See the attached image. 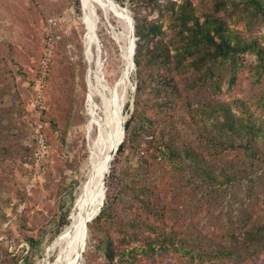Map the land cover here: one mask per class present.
Here are the masks:
<instances>
[{"label":"rangeland","instance_id":"374dc122","mask_svg":"<svg viewBox=\"0 0 264 264\" xmlns=\"http://www.w3.org/2000/svg\"><path fill=\"white\" fill-rule=\"evenodd\" d=\"M115 1L139 24L158 20L169 54H176L173 44L181 42L173 21L179 13L177 6L172 11L151 0ZM191 1L194 6L188 9L196 16L212 11L213 0ZM239 7L227 6L220 14L230 28L245 38L256 39L262 53H238L234 71L223 63L220 87L216 88L211 78L195 80L190 67L171 69L172 58L145 63L142 71L133 64L123 106L125 121L132 116L129 128L133 135L141 123L135 116L138 108L150 120L143 130L144 140L150 139L159 125L156 128L165 133L166 139L174 136L178 148L184 141L206 144L215 129L211 126L212 113L202 111L203 107L213 111L217 101H225L244 125L252 122L260 127L256 137L234 136L233 140L254 144L257 156L264 158V21L257 18L248 22L250 14L239 11ZM85 10L82 0H0V264L51 262L55 253L49 251L50 246L79 209L85 189L89 138L103 121L99 98L87 80L90 64L84 52ZM97 14L95 30L107 77L114 83L123 62L113 34L121 33L124 27L114 11L106 13L97 7ZM48 28L54 35L55 49L48 74L39 84L38 69ZM232 73L235 77L231 81ZM141 78L142 89L136 92ZM163 80L169 81L173 90H161ZM249 156L240 148L228 151L225 158L236 160L242 168L250 162ZM138 157L127 139L113 156L105 179V196L110 199L117 225H110L108 234L107 224L98 230L96 222L89 221L78 264H194L189 253L161 250L156 245L147 254L136 250L129 261L119 253L110 260L102 249L107 236L114 238L115 244L124 233L139 236L141 229L145 234L152 232L151 223L145 224V206L133 188L142 180L135 175ZM181 164L182 169L166 180L172 200L165 206V214H170L171 224L178 225H171L178 237H194L197 226L204 234L213 225L219 227V233L223 232L229 225L225 224V216L205 215L207 208H221L227 202L232 204L230 213H237L244 204V210L254 211L258 220H264V162L253 168V182L236 184L227 196L212 192L211 185L197 181L191 159H183ZM247 191L254 194L247 197ZM193 220L201 221L192 224ZM259 250L257 264H264V247ZM218 264L232 262L223 258Z\"/></svg>","mask_w":264,"mask_h":264},{"label":"trees","instance_id":"16d2710c","mask_svg":"<svg viewBox=\"0 0 264 264\" xmlns=\"http://www.w3.org/2000/svg\"><path fill=\"white\" fill-rule=\"evenodd\" d=\"M151 1L172 11L175 6L179 8V13L176 14L173 21L175 29H177L175 33L181 42L173 44L176 54L171 56L168 45L163 42L162 25L158 20H145L139 24L136 17L133 16L136 37L134 64L138 71H142L145 63L162 62L163 59L172 58L174 67L171 69L179 71V68L183 66L190 67L189 69L196 74L195 80L211 78L213 86L216 88L220 87L221 67L223 68V65L228 63V70L234 71L238 53L248 51H255L258 55L262 53L259 42L253 38H245L240 31L230 28L220 11L225 10L227 6L235 5L237 7L239 5V11L244 10L250 14L248 22L257 18L264 21L263 0H213L212 11L203 14L202 19L196 16L194 11L188 9V6L193 5L191 0L183 2L182 0L180 2L175 0ZM231 75L230 80L232 81L235 76L234 73ZM143 82L142 78L138 81L136 92L142 89ZM160 86L161 90L168 88L173 90L174 88L167 80H163ZM215 105L213 111L203 105L202 111L212 113L211 126L215 129L206 144L198 142L197 145H194L184 141L182 147L178 148L174 136L166 139L165 133L156 128L159 125L155 126L153 136L150 134L152 137L144 140L143 130L146 124L150 125V120L141 110L138 111V108L135 109V116L141 120V123L136 128L134 135L129 128L132 116L125 121V135H123L118 150L123 147V143L127 139L130 146L139 154V168L135 175L142 180L133 188L135 195L145 206V224L151 223L152 232L145 234V231L141 229L139 236L124 233L115 244V239L107 236L102 249L110 260H113L119 253L129 261L136 254V250L144 251L147 254L156 245L161 250L170 251L169 248H171L181 251L183 254L189 253L190 261L194 264H218L223 258H227L232 264H257L259 249L264 247V220H258L254 211L244 210V204H241L237 213H230L232 204L229 202L222 205L221 208L214 207L211 210L207 208L205 216L212 218L225 216L228 219L224 220L225 224L229 223V225L220 233L218 232L220 229L216 225L209 226L211 230L205 234L197 226L194 237L187 236V234L178 237L177 231L171 229L172 226L177 227L178 225L171 224L173 222L169 218L170 214H165V206L171 204L172 200L171 197H168L169 184L166 180L172 173L182 169L181 161L183 159L192 160L195 178L197 177L198 182H205L211 185L212 192L219 191L226 196L236 184H241L244 180L253 182V168L264 162V158L257 156L258 152L254 144L236 143L233 140L234 136L256 137L260 134V127L255 126L256 124L252 122L244 125L242 120L231 111L230 104L225 101H217ZM240 148L246 150L250 155V162H246L242 168L238 167L236 160L225 158L228 151ZM253 194V191L246 192L247 197ZM248 201L254 207L255 204L251 202V199L248 198ZM225 207L226 209H224ZM116 219L111 211L110 199L106 195L99 213L92 219L96 222L95 228L101 230L107 224L106 231L109 234L110 225H117ZM134 221L130 220V222ZM194 221L200 222L201 220H193L192 224ZM215 221L219 222V220ZM187 225L182 224L184 227Z\"/></svg>","mask_w":264,"mask_h":264},{"label":"bare ground","instance_id":"6f19581e","mask_svg":"<svg viewBox=\"0 0 264 264\" xmlns=\"http://www.w3.org/2000/svg\"><path fill=\"white\" fill-rule=\"evenodd\" d=\"M85 5L86 32L84 52L90 68L87 80L91 90L99 98L103 121L89 138L87 166L83 178L85 189L71 221L63 226L49 248L55 256L48 264H78L87 230V223L100 211L105 197V179L109 172L112 151L121 143L125 123L123 106L125 94L133 71L131 18L113 0H82ZM97 7L106 13L114 11L123 23V31L113 34L120 47L122 67L118 78L111 83L103 62L102 45L95 30ZM115 80V79H114ZM119 147V146H118ZM86 164V163H85ZM83 184V183H82Z\"/></svg>","mask_w":264,"mask_h":264},{"label":"built area","instance_id":"2783aa9c","mask_svg":"<svg viewBox=\"0 0 264 264\" xmlns=\"http://www.w3.org/2000/svg\"><path fill=\"white\" fill-rule=\"evenodd\" d=\"M52 21H53V19L50 18L49 19V25H51ZM54 49H55L54 35H53L52 31L50 30V28H48V31L46 32L45 44H44V47L42 50V57H41V61H40L39 69H38L39 77H38L37 83H39V84H40V82L45 80V78L48 74L49 68L52 64ZM39 135H38L39 142L43 145V138L41 135L40 136Z\"/></svg>","mask_w":264,"mask_h":264},{"label":"water","instance_id":"95a60500","mask_svg":"<svg viewBox=\"0 0 264 264\" xmlns=\"http://www.w3.org/2000/svg\"><path fill=\"white\" fill-rule=\"evenodd\" d=\"M113 2L115 3V4H117V6L121 9V11H126V9L125 8H123V7H121L115 0H113ZM130 17H131V15H130ZM131 37H132V52H133V60H134V53H135V39H136V37H135V35H134V20H133V18L131 17ZM134 61H132V63H133ZM124 132V126H123V129H122V133ZM119 146V145H118ZM118 146L112 151V157L115 155V153H116V151H117V149H118Z\"/></svg>","mask_w":264,"mask_h":264}]
</instances>
